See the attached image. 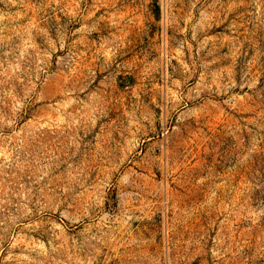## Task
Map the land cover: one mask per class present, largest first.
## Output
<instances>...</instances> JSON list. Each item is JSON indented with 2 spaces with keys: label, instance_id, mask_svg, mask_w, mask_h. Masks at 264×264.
<instances>
[{
  "label": "clouds",
  "instance_id": "9594fccd",
  "mask_svg": "<svg viewBox=\"0 0 264 264\" xmlns=\"http://www.w3.org/2000/svg\"><path fill=\"white\" fill-rule=\"evenodd\" d=\"M0 264H264V0H0Z\"/></svg>",
  "mask_w": 264,
  "mask_h": 264
}]
</instances>
